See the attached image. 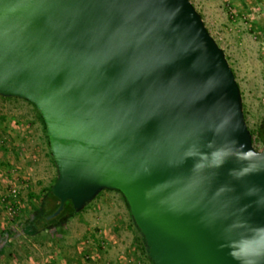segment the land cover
Segmentation results:
<instances>
[{
	"label": "water",
	"instance_id": "95a60500",
	"mask_svg": "<svg viewBox=\"0 0 264 264\" xmlns=\"http://www.w3.org/2000/svg\"><path fill=\"white\" fill-rule=\"evenodd\" d=\"M0 95L44 119L53 216L120 191L154 264H238L264 226V148L191 0H0Z\"/></svg>",
	"mask_w": 264,
	"mask_h": 264
},
{
	"label": "rangeland",
	"instance_id": "374dc122",
	"mask_svg": "<svg viewBox=\"0 0 264 264\" xmlns=\"http://www.w3.org/2000/svg\"><path fill=\"white\" fill-rule=\"evenodd\" d=\"M224 49L257 150L264 120V0H191ZM57 168L34 104L0 95V264H153L127 200L103 190L67 223L36 236L22 227Z\"/></svg>",
	"mask_w": 264,
	"mask_h": 264
},
{
	"label": "trees",
	"instance_id": "16d2710c",
	"mask_svg": "<svg viewBox=\"0 0 264 264\" xmlns=\"http://www.w3.org/2000/svg\"><path fill=\"white\" fill-rule=\"evenodd\" d=\"M32 103V102H31ZM33 104V103H32ZM36 107V106H35ZM37 109V108H36ZM38 111V109H37ZM40 118L42 119V122L45 126V122L43 117L41 116L40 112L38 111ZM46 129V126H45ZM259 139L263 142L264 146V127L261 125L259 129ZM57 179V177H56ZM55 179V182H56ZM53 185L52 184L47 190L44 192L41 201L36 207L33 212V214L26 219L24 222V225L22 227V233L28 236H36L38 234H41L42 232L51 229L50 226L57 227L60 226L61 224L64 225L67 223V221L72 218L74 215H76L78 212L75 211L73 204L70 200H68L65 205L63 210L58 214L53 216L55 211L58 209L60 205V200L53 194ZM120 192V191H119ZM128 204V202H127ZM129 206V204H128ZM51 216V217H50ZM132 222L135 225L136 229L140 232L138 226L135 223V220L132 217ZM52 227V228H53ZM141 234V233H140ZM142 241L144 243V249H145V240L143 235L141 234ZM146 252V250H145ZM147 254V252H146ZM148 256V254H147ZM150 259V257L148 256ZM151 260V259H150ZM151 262L154 264V262L151 260Z\"/></svg>",
	"mask_w": 264,
	"mask_h": 264
},
{
	"label": "clouds",
	"instance_id": "9594fccd",
	"mask_svg": "<svg viewBox=\"0 0 264 264\" xmlns=\"http://www.w3.org/2000/svg\"><path fill=\"white\" fill-rule=\"evenodd\" d=\"M187 156H195L194 148H190L186 153ZM204 165L196 163L194 168L200 169ZM233 227H243L241 222L236 223ZM230 255L238 264H264V226L250 229L238 241L230 244Z\"/></svg>",
	"mask_w": 264,
	"mask_h": 264
},
{
	"label": "flooded vegetation",
	"instance_id": "af4514ba",
	"mask_svg": "<svg viewBox=\"0 0 264 264\" xmlns=\"http://www.w3.org/2000/svg\"><path fill=\"white\" fill-rule=\"evenodd\" d=\"M262 125H263V127H264V120H263V123H262ZM263 148H264V146H263ZM51 228L53 227V226H50Z\"/></svg>",
	"mask_w": 264,
	"mask_h": 264
}]
</instances>
